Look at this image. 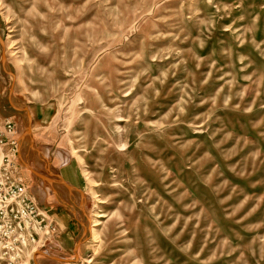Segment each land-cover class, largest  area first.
<instances>
[{
	"label": "rangeland",
	"instance_id": "obj_1",
	"mask_svg": "<svg viewBox=\"0 0 264 264\" xmlns=\"http://www.w3.org/2000/svg\"><path fill=\"white\" fill-rule=\"evenodd\" d=\"M19 189L57 231L0 225L16 264H264V0H0Z\"/></svg>",
	"mask_w": 264,
	"mask_h": 264
},
{
	"label": "built area",
	"instance_id": "obj_2",
	"mask_svg": "<svg viewBox=\"0 0 264 264\" xmlns=\"http://www.w3.org/2000/svg\"><path fill=\"white\" fill-rule=\"evenodd\" d=\"M4 119L6 124H9L11 121L8 118H4ZM16 129L17 126L15 130ZM15 139L11 138L10 143L16 145L17 139L16 140ZM4 195L6 197H3L4 201H2L0 204V225L3 226L14 225L15 223L14 221H16V218H19V221L16 222V224L19 225V222H21V224L25 226L31 225L32 228L35 225L41 232V234L37 235L36 239L33 236H31L29 239L27 234L25 237H20L21 242H26L28 240L30 241L32 240L36 243L41 242V240L44 241L45 239L51 237L53 234L56 233L57 228L54 222L49 217V215H47L44 211H42L41 208L43 204L41 202H39V204L34 203L36 204V206L33 208L34 210L33 212L31 207L28 204L24 203L25 193L22 191V189H19L18 192L17 191H10L9 193L6 192ZM34 235H36V233ZM8 248L11 250L9 251L7 248H5L4 251L1 250L0 264H16V263L24 262L22 261L23 258L21 257V255L18 254L17 251H13L12 246H9Z\"/></svg>",
	"mask_w": 264,
	"mask_h": 264
},
{
	"label": "bare ground",
	"instance_id": "obj_3",
	"mask_svg": "<svg viewBox=\"0 0 264 264\" xmlns=\"http://www.w3.org/2000/svg\"><path fill=\"white\" fill-rule=\"evenodd\" d=\"M27 117V120L29 121V119H28V116H26ZM28 127V126H27ZM27 127H25V129L28 131V128ZM26 136V135H25ZM23 142V141H22ZM21 142V143H22ZM62 156V155H61ZM28 159V158H27ZM33 163V162H32ZM27 166V165H26ZM43 167H45V166H43ZM30 168V167H29ZM37 171V170H36ZM34 174H35V171L33 172ZM33 174V175H34ZM57 177V176H56ZM38 179H40V180H42L44 183H46V184H48L49 186H50V188L57 194V196L58 195H62V196H58V199L59 200H61L60 202H62V204H64L65 202H63L62 200L63 199H66L67 198V193H66V190H69V187L66 185V184H64V183H62V182H60V180H58L57 179V181H53L51 178H47V176H43L42 175V177H38ZM52 181H51V180ZM72 190V189H71ZM63 192H65V196H64V193ZM69 193V192H68ZM78 199H80V201L82 200V195H81V193H79L78 192ZM61 197H65V198H61ZM96 216L97 217H100L101 215H98V214H96ZM91 233H92V235L94 236V235H96V229L94 228V226L91 228ZM45 254H48V253H45Z\"/></svg>",
	"mask_w": 264,
	"mask_h": 264
},
{
	"label": "crops",
	"instance_id": "obj_4",
	"mask_svg": "<svg viewBox=\"0 0 264 264\" xmlns=\"http://www.w3.org/2000/svg\"><path fill=\"white\" fill-rule=\"evenodd\" d=\"M44 189H45V188H43L42 190H44ZM43 197H44V196H43ZM43 197H42V198H43ZM42 198H41V199H42ZM56 202H57V200H56ZM68 214H70V215H71V214H72V212H70V210H69ZM45 252H47V251H45Z\"/></svg>",
	"mask_w": 264,
	"mask_h": 264
}]
</instances>
